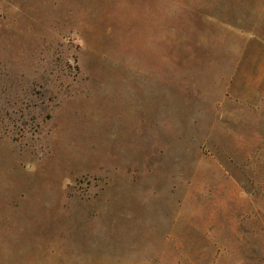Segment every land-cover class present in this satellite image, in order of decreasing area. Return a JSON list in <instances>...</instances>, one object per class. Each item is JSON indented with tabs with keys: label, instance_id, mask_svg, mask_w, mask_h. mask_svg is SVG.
<instances>
[{
	"label": "rangeland",
	"instance_id": "374dc122",
	"mask_svg": "<svg viewBox=\"0 0 264 264\" xmlns=\"http://www.w3.org/2000/svg\"><path fill=\"white\" fill-rule=\"evenodd\" d=\"M0 264H264V0H0Z\"/></svg>",
	"mask_w": 264,
	"mask_h": 264
}]
</instances>
